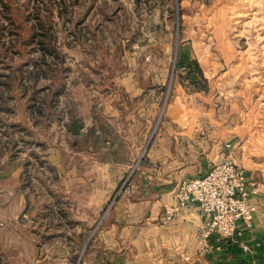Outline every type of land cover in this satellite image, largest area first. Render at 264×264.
I'll return each mask as SVG.
<instances>
[{
  "label": "rangeland",
  "instance_id": "rangeland-1",
  "mask_svg": "<svg viewBox=\"0 0 264 264\" xmlns=\"http://www.w3.org/2000/svg\"><path fill=\"white\" fill-rule=\"evenodd\" d=\"M127 88L136 103L143 94L152 112L167 122L171 116L175 123L167 126L182 131L183 138H205L218 127L225 129L221 138L231 141L232 136L233 141L236 136L246 146H256L258 128L264 125V0H0V159L9 156L30 165L24 187L36 196V213L18 222L36 232L28 229L26 234L58 238L59 232L37 230L79 220L63 213L61 198L50 205L58 214H45L47 200L40 198V186L31 183L53 174L51 187L61 193L64 173L51 168L41 145L32 148L30 141L42 142L48 124L39 120L38 132L27 131L29 98L55 96L59 125L52 140L62 148L71 133L68 114L91 106L97 111L100 95H108L110 105L117 100L130 105ZM98 135L91 134L90 148H101L95 145ZM90 148L84 161L63 151L51 160H62L66 168L84 164L76 173L87 176L120 174L117 166L94 168ZM96 153L104 163L115 160L116 152L101 148ZM120 153L129 158L132 152ZM137 153L122 171L119 192L148 168L147 152ZM150 169V174L160 170L159 165Z\"/></svg>",
  "mask_w": 264,
  "mask_h": 264
},
{
  "label": "crops",
  "instance_id": "crops-1",
  "mask_svg": "<svg viewBox=\"0 0 264 264\" xmlns=\"http://www.w3.org/2000/svg\"><path fill=\"white\" fill-rule=\"evenodd\" d=\"M49 87L53 90V86ZM129 90L126 89L127 93ZM99 99L95 104L98 112L91 106L77 110L74 115L68 114L66 126L71 133L62 148H57L52 140L59 125L53 110L55 96L51 99L47 95L42 100L29 98L25 112L29 117L27 131L38 132L40 121L48 124L42 142L33 143L32 138V148L41 145L48 156L46 161L53 165L51 168L57 167L64 173L60 178L61 193L51 187L56 182L53 174L37 177L31 183L40 186V198L47 200L45 214H58L50 205L61 198L65 206L63 213L79 216V220L73 224H44L37 230L49 235L59 232L58 238L45 240L33 236L34 228L18 222L36 213L33 206L36 196L30 186L24 187L30 165L5 156L0 159V264H264V125L258 128L257 145L250 148L236 136L233 141L232 136L231 141L221 138L225 129L218 127L208 137L189 139L181 136L182 131L167 126L175 123L171 116H168L171 122H167L166 117L152 112V105L145 104L143 94L136 103L134 94L129 93L126 99L130 105L122 100L110 105L106 102L108 95H100ZM75 120L79 123L78 134L72 128ZM108 129L109 136L105 131ZM197 131L193 134L197 135ZM91 134H99L95 145L112 155L116 152L115 160L104 163L98 157L96 151L101 148H90ZM21 141H26L23 136ZM88 147L95 151L94 168L103 171V167L117 166L120 174L87 176L76 173L84 164L70 163L72 166L66 168L62 160L55 163L51 160L54 154L58 152L61 156L63 151L73 154L74 160L84 161ZM122 149L132 152L131 157L122 158ZM144 151L148 162L146 172L136 177L128 189L119 192L124 179L122 171L136 160L132 157L134 152L138 155ZM221 160L244 168L250 191L248 203L255 208L254 216L250 226L240 225L231 238L212 236L204 240L201 236L204 218L199 207L181 208L169 221L165 215L168 208L177 204L176 186L181 180L199 176L211 162ZM156 165L160 170L150 174V168ZM107 208H110L108 214L100 224ZM28 229L33 235L25 233Z\"/></svg>",
  "mask_w": 264,
  "mask_h": 264
},
{
  "label": "built area",
  "instance_id": "built-area-1",
  "mask_svg": "<svg viewBox=\"0 0 264 264\" xmlns=\"http://www.w3.org/2000/svg\"><path fill=\"white\" fill-rule=\"evenodd\" d=\"M249 195L244 168L229 160L211 162L203 174L177 184V204L167 209L165 219L172 220L181 208L197 206L204 218V240L231 238L240 225L252 223L255 208L248 203Z\"/></svg>",
  "mask_w": 264,
  "mask_h": 264
},
{
  "label": "water",
  "instance_id": "water-1",
  "mask_svg": "<svg viewBox=\"0 0 264 264\" xmlns=\"http://www.w3.org/2000/svg\"><path fill=\"white\" fill-rule=\"evenodd\" d=\"M72 128H73V131H74L76 134L79 133V123H78V121L75 120V121L72 123Z\"/></svg>",
  "mask_w": 264,
  "mask_h": 264
}]
</instances>
